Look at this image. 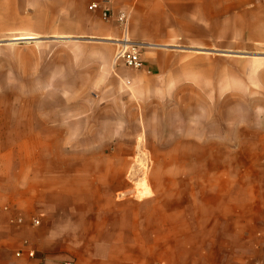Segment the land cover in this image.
I'll use <instances>...</instances> for the list:
<instances>
[{
  "label": "crops",
  "instance_id": "crops-1",
  "mask_svg": "<svg viewBox=\"0 0 264 264\" xmlns=\"http://www.w3.org/2000/svg\"><path fill=\"white\" fill-rule=\"evenodd\" d=\"M8 64L0 264H264V0H0Z\"/></svg>",
  "mask_w": 264,
  "mask_h": 264
},
{
  "label": "rangeland",
  "instance_id": "rangeland-1",
  "mask_svg": "<svg viewBox=\"0 0 264 264\" xmlns=\"http://www.w3.org/2000/svg\"><path fill=\"white\" fill-rule=\"evenodd\" d=\"M13 47L18 46L16 45ZM7 57H9L7 59H10V62L13 63V60L16 57V50H10ZM18 80H20V73L16 70L14 64H8L5 67L0 66V112L27 113L32 110L31 88L16 87L15 85ZM147 147V151L135 152V158L156 162L161 158H165L164 153H161L158 150L159 145L157 136L147 137ZM222 156H224L223 153H216V158H222ZM254 159H257L256 154H254ZM141 171H143L144 176L151 175L157 177L159 168L158 166H155L151 168H143Z\"/></svg>",
  "mask_w": 264,
  "mask_h": 264
},
{
  "label": "built area",
  "instance_id": "built-area-1",
  "mask_svg": "<svg viewBox=\"0 0 264 264\" xmlns=\"http://www.w3.org/2000/svg\"><path fill=\"white\" fill-rule=\"evenodd\" d=\"M92 10L99 9V6L94 4L91 6ZM104 19H109L110 15L107 11L103 12ZM117 23L123 30V37L117 43V51L114 57L115 62H122L123 65L131 70H140L144 66V62L141 57V51L144 48V45L133 43L128 38V17L124 14H120L116 18ZM38 225V222H35ZM20 256V254H18ZM34 253H29V257L33 258ZM260 264V263H255Z\"/></svg>",
  "mask_w": 264,
  "mask_h": 264
},
{
  "label": "bare ground",
  "instance_id": "bare-ground-1",
  "mask_svg": "<svg viewBox=\"0 0 264 264\" xmlns=\"http://www.w3.org/2000/svg\"><path fill=\"white\" fill-rule=\"evenodd\" d=\"M20 40H22V41H23L24 39H20ZM26 41H27V40H26ZM29 41H30V40H29ZM14 42H15V41H14ZM20 42H21V41H20Z\"/></svg>",
  "mask_w": 264,
  "mask_h": 264
}]
</instances>
